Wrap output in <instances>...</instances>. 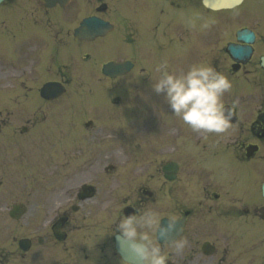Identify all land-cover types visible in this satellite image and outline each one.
<instances>
[{
	"label": "flooded vegetation",
	"instance_id": "flooded-vegetation-1",
	"mask_svg": "<svg viewBox=\"0 0 264 264\" xmlns=\"http://www.w3.org/2000/svg\"><path fill=\"white\" fill-rule=\"evenodd\" d=\"M196 3L4 2L7 17L28 10L32 28L17 32L27 44L20 48L18 62L13 54L6 57L16 68L0 72L15 76L20 86L17 110H3L0 126H11L16 114L13 131H32L35 143L52 151L49 156L65 161L64 188L46 186L47 199L35 202L32 234L26 237L29 249L10 250L16 264H124L115 221L146 204L160 210L161 220L183 221L177 236L187 246L181 254H170L169 264H264V9L223 12V24L217 26L216 14L193 9ZM200 12L206 14L202 26ZM88 17L108 22L113 30L91 42L74 37ZM243 29L253 34L251 42L238 41ZM40 34L49 44L33 45L31 39L38 40ZM234 43L250 48L248 58L230 57L226 47ZM124 51L126 58L120 56ZM90 55V69H100L90 74L91 80L104 83V88H90L84 96L80 91L84 105L63 111L77 105L72 98L78 91L69 88L85 81ZM73 60L78 62L74 69ZM127 60L133 66L127 75L129 90L122 92L123 78L106 77L101 67ZM194 64L212 66L232 83L223 97L231 109L225 133L193 132L171 115L163 96L152 88L157 68L179 73ZM48 82L63 85L65 92L54 100L41 98L40 88ZM122 96L127 97V109H119ZM85 104L94 108L89 124ZM81 126L84 130L77 131ZM125 126L130 137L123 139L129 142L122 154L120 143L108 148L97 137L103 129ZM55 128L66 130L56 144L45 136ZM43 157L39 155L47 161ZM105 160L117 162L104 166ZM72 161L79 162V169H71ZM57 229L61 241L53 233Z\"/></svg>",
	"mask_w": 264,
	"mask_h": 264
},
{
	"label": "clouds",
	"instance_id": "clouds-1",
	"mask_svg": "<svg viewBox=\"0 0 264 264\" xmlns=\"http://www.w3.org/2000/svg\"><path fill=\"white\" fill-rule=\"evenodd\" d=\"M152 88L162 95L171 115L193 132L225 133L230 127L231 109L223 97L232 88L229 78L212 66L194 64L187 71L169 72L157 68ZM179 221L161 220V212L146 204L131 215L121 214L115 226L118 242L126 250L124 264H169L170 254L184 252L187 242L176 234ZM164 245L169 246L166 251Z\"/></svg>",
	"mask_w": 264,
	"mask_h": 264
},
{
	"label": "rangeland",
	"instance_id": "rangeland-1",
	"mask_svg": "<svg viewBox=\"0 0 264 264\" xmlns=\"http://www.w3.org/2000/svg\"><path fill=\"white\" fill-rule=\"evenodd\" d=\"M251 1L252 0H246V3L241 8L243 9L245 6V8H248ZM3 13V8H1L0 63H3L5 66L0 65V72H9L8 69L10 67H16V65L7 66L12 62L7 60L6 57L13 54L15 56V59L12 60H14L16 64L18 62L17 59L20 54V48H27V44H25V42H22V39L18 37L23 34H20L16 37L14 33H11L7 30V27L9 26L11 28L14 26L19 31H21L22 29H31L32 24H28V22H31L32 16L30 15V12L28 10L24 13L21 12L19 15H16L14 13V16L12 18H6V16H2ZM6 33L10 34L7 36ZM45 35L48 36V34ZM4 36H7V38L5 39ZM39 36L38 40L36 37L35 39H31V42L34 41L33 45L44 46L46 45V40L47 44H49V39H47L46 36L41 34ZM5 40L7 41V46L4 49L6 43L3 44L2 41ZM125 41L127 40L125 39ZM121 46L124 47L126 45L122 43ZM88 52H90V49L88 50ZM120 56H127L126 51L121 53ZM77 63L78 62L72 61V68H74ZM92 65H94V60L93 55H90L85 66V71L87 72L85 81H83L81 84H77L76 82V84L70 86L73 87L72 93L78 91L77 95L73 96L72 99L78 101L79 98L77 97L79 96L80 91L84 96L86 95L88 89L95 87V82H93L90 77V74L95 72L93 71V69H90V66ZM89 84H91L90 87ZM127 84L128 77L121 80L120 91L126 90L127 92ZM17 86L18 80L15 78V76L11 74H3L2 76H0V112L1 109L8 107V105H10L11 107H15V104L17 102ZM5 95H7V97H3ZM85 107L88 111H91L89 105ZM70 109L72 111H75L76 106L67 107L64 110L67 111ZM125 109H127V105ZM0 117H2L1 114ZM77 130H82V127L77 128ZM11 132L12 130H10L9 128H3V130L0 132V172L2 173V175L0 174V264H16V260L12 256V253L10 251L11 242L15 237H19V235L22 233H29L33 228L34 221L30 215H28L27 219L25 218L20 222H13L8 218L7 210L9 209L10 204L14 201L16 202L17 199L19 200L20 198H25L29 206L30 214L34 213V201L47 199L48 193L46 186L64 185L63 181H61L62 179L56 180L55 177L52 176L55 171L61 169L64 160L55 159L54 156H49L52 151L45 150L44 153L47 155V157L45 156L44 158L49 162V164L45 166V168L40 169L42 171L40 173L41 175L36 173L38 166L35 162V154L39 153L40 149L37 146V143H35L34 137L31 135V137L25 139L26 135L22 136L21 139L23 141L17 143L19 137H16ZM102 136L103 135L101 133L99 137ZM59 137H64V130H60ZM46 170L48 172H45ZM36 176H38V178H36ZM32 180L33 182H31Z\"/></svg>",
	"mask_w": 264,
	"mask_h": 264
},
{
	"label": "water",
	"instance_id": "water-1",
	"mask_svg": "<svg viewBox=\"0 0 264 264\" xmlns=\"http://www.w3.org/2000/svg\"><path fill=\"white\" fill-rule=\"evenodd\" d=\"M3 0H0V2ZM238 0H216L214 1V3L212 5H215V7L217 6H231L235 3H237ZM205 2L208 4V0H205ZM89 23L91 25L95 24V20L91 19V21L89 20Z\"/></svg>",
	"mask_w": 264,
	"mask_h": 264
}]
</instances>
